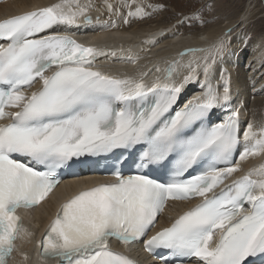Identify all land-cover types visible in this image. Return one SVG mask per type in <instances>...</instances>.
<instances>
[{
  "label": "snow or ice",
  "instance_id": "1",
  "mask_svg": "<svg viewBox=\"0 0 264 264\" xmlns=\"http://www.w3.org/2000/svg\"><path fill=\"white\" fill-rule=\"evenodd\" d=\"M86 12L79 0H60L0 20V41L6 42L0 43V264H7L18 237L31 235L18 209L40 205L58 186L59 170L80 157L117 152H138V169L164 168L170 178L158 182L143 171L127 177L116 172L114 183L77 192L60 205L39 242L43 261L133 264L111 249L112 239L139 241L169 200L202 197L147 239L146 249L163 250L164 264L192 258L195 264H264V165L220 188L240 171L236 154L244 161L264 153V127L248 125L241 132L238 113L211 125L212 110L228 104L229 87L227 79L222 93L212 87L207 60L203 98L174 110L183 84L148 86L143 76L106 75L93 67L102 52L47 34L80 17L90 23ZM142 14L140 8L128 13ZM223 49L221 41L214 53ZM188 67L185 84L196 79V68L191 62ZM174 70H166L168 80ZM37 83L39 90L27 91Z\"/></svg>",
  "mask_w": 264,
  "mask_h": 264
},
{
  "label": "bare ground",
  "instance_id": "2",
  "mask_svg": "<svg viewBox=\"0 0 264 264\" xmlns=\"http://www.w3.org/2000/svg\"><path fill=\"white\" fill-rule=\"evenodd\" d=\"M138 1L142 2L143 0ZM59 2L60 0H6L3 4H0V20L23 12L33 11L37 8L48 7ZM79 3L81 6H87L86 14L101 17V20L94 25L80 27L68 25L72 27L70 32L85 34L83 37L91 40L87 42L89 46L103 53V55L96 57L99 64L102 66L98 68L99 71L116 78L128 77L140 79L143 76L144 83L148 86L157 82L160 84L168 83L175 86L183 84L180 94L182 95V99L187 97V102L195 97L203 98L204 92L206 91L204 87L205 75L204 73H202V76L197 75V70L202 68L200 62L203 56L209 55V52L214 46H212V44H216V41L230 36L227 35V33L231 30L232 26H234V23H230L227 26L225 25V27L216 26L208 28L205 31L190 34L189 37H182L183 34L166 37L163 35L166 27H163L162 23H141V19H139L140 16H130L127 23H125L124 20L121 22L122 19H117L120 22H116L117 13L121 18L123 15L127 14L123 10V7H125L126 4H130L128 0H79ZM107 4L112 6L111 12L115 11L112 17H108V15H106L107 12L104 13V9L108 7ZM249 10L247 14L243 16L245 20L242 21L241 24L245 25V23L250 22V18L247 17L250 12ZM135 11L136 10L132 9L131 12ZM81 28H83V30H89L85 32L81 30ZM57 29L66 31L64 25L55 26V30ZM185 34L187 35L188 33ZM234 42L235 45L232 46L229 53L224 54V58L219 61L217 60L213 68L209 69L208 78L210 79L209 81L212 87L222 93L224 85V80L222 81L223 73L227 72L229 74V102L225 108L226 114H228V116L234 113L240 114L242 118V131L246 130L248 125H252L253 130H259L261 127H264V117H262L264 115L262 103L264 102L259 100L253 101V111L251 113L254 114V116L253 118L247 117L248 111L246 114V110L242 104V96L244 94L241 96L242 90L245 91V89H243L244 82L240 83L238 81L236 73H244L246 84L251 85L252 96L250 97L249 95L248 97L250 100L254 98V95L264 94V38L255 40L252 43L247 60L244 59V56L237 58V67L233 65V56L236 52V46L239 47L240 41L237 40V43L236 41ZM148 48H150V50H148ZM190 49H202L203 51L189 52L188 50ZM185 52H188V54L182 55V53ZM190 62L192 63V67L196 68V79L185 84L184 77L191 71L188 67ZM240 62L244 64L245 68L240 67ZM173 65L175 66V70L172 73L171 80H168L166 70ZM157 68L160 69V71H156ZM144 73H147V75H143ZM40 87L41 85L37 83L31 90L37 91ZM245 107H247V105ZM220 116L221 115L217 118H220ZM242 150L241 148L240 151ZM237 163L240 164V171L226 179L224 184H231L233 180L239 179L250 170L264 165V153L250 156L244 161L238 159ZM91 177V175H85L66 182L36 209L25 210L23 212L24 229L31 235H22L18 238L14 255L10 259L9 264H49L48 261L45 262L40 259L37 254L36 243L41 240V237L47 231L48 225L55 218L57 210L62 203L81 190L99 185L100 182H108L102 178ZM252 178L258 179L256 176ZM195 205L196 204H193V202H174L168 204L156 228L151 234L154 235L163 228L169 227L176 218L183 214V209H189ZM246 207L248 206L246 205ZM142 245L143 244L139 246H125L121 248L111 243L110 247L114 252L120 253L137 263L160 264L152 257L142 253ZM20 255L22 257H19ZM190 264H195V261Z\"/></svg>",
  "mask_w": 264,
  "mask_h": 264
},
{
  "label": "rangeland",
  "instance_id": "3",
  "mask_svg": "<svg viewBox=\"0 0 264 264\" xmlns=\"http://www.w3.org/2000/svg\"><path fill=\"white\" fill-rule=\"evenodd\" d=\"M128 1H130V4H126V6L123 7V10L127 14H122L123 16L121 18L117 13L115 20L116 22H120L117 19H122L121 22H123V20L128 21L130 17L128 13L131 12L132 9L137 10L138 8H140L143 9V13L146 14H142V16H140L139 19H141V23H162L163 27H166V30H164L163 33V35L166 37L176 36L177 34H183L182 37H189L190 34L205 31L208 28L216 26L225 27V25L227 26L230 23H234V26H232L231 30H229V32H231L227 33V35L230 36L228 38L224 37V39L216 41V44H212V46H214L210 51L211 53L209 52V55L203 56L200 62L202 64V68L197 70V75L199 76H202L205 61L207 60V63L210 65V69L213 68L217 60L219 61L220 59H223L225 56L224 54L229 53V50L232 49L233 45H235L234 41H236V43L237 40L240 41L239 47L236 46V52L233 56V65L237 67V58H240V56H244V59L247 60L252 43L255 40L264 38V0H143L142 2H139L138 0ZM248 10L250 12L248 13L247 17L250 18V22L245 23V25L241 24L242 21L245 20L243 16L247 14ZM112 12L108 7L104 9V13H106L108 17H112L113 14H115V11L113 13ZM185 33L188 34L186 35ZM221 41L224 44V49L221 53L216 54L214 53V48ZM148 50H150V48H148ZM239 64L240 67H244V64L242 62H240ZM236 75V78L240 83L244 82L243 89H245V91L242 90L241 96L244 94L242 96V104L246 110V114L248 111L247 117L253 118L254 114L251 113L253 111V101L259 100L264 102V94H261L262 96L254 95V98L250 100V98L248 97L249 95L250 97L252 96V89L250 87L251 85L246 84L244 73L240 74L238 72L236 73ZM229 77V74L227 72H224L222 81L225 79H227L228 81ZM239 78H241L242 80ZM208 80L210 79L208 78ZM262 104V106L264 107V103ZM246 105L247 107H245ZM262 117H264V115ZM19 257L22 256L20 255Z\"/></svg>",
  "mask_w": 264,
  "mask_h": 264
},
{
  "label": "water",
  "instance_id": "4",
  "mask_svg": "<svg viewBox=\"0 0 264 264\" xmlns=\"http://www.w3.org/2000/svg\"><path fill=\"white\" fill-rule=\"evenodd\" d=\"M88 17H90L91 19V22H87L84 17H80L79 20H78V25L80 26H89V25H94L96 24L98 21L101 20V17L100 16H93L92 14H87Z\"/></svg>",
  "mask_w": 264,
  "mask_h": 264
}]
</instances>
